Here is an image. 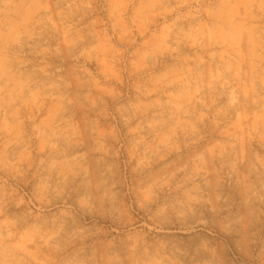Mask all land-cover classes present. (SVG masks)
<instances>
[{"label": "rangeland", "instance_id": "374dc122", "mask_svg": "<svg viewBox=\"0 0 264 264\" xmlns=\"http://www.w3.org/2000/svg\"><path fill=\"white\" fill-rule=\"evenodd\" d=\"M0 264H264V0H0Z\"/></svg>", "mask_w": 264, "mask_h": 264}]
</instances>
